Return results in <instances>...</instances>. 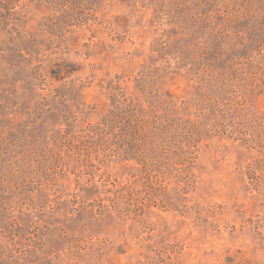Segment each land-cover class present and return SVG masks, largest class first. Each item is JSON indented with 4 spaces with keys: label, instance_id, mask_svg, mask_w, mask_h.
Wrapping results in <instances>:
<instances>
[{
    "label": "rangeland",
    "instance_id": "rangeland-1",
    "mask_svg": "<svg viewBox=\"0 0 264 264\" xmlns=\"http://www.w3.org/2000/svg\"><path fill=\"white\" fill-rule=\"evenodd\" d=\"M12 13L0 264H264V0Z\"/></svg>",
    "mask_w": 264,
    "mask_h": 264
},
{
    "label": "trees",
    "instance_id": "trees-1",
    "mask_svg": "<svg viewBox=\"0 0 264 264\" xmlns=\"http://www.w3.org/2000/svg\"><path fill=\"white\" fill-rule=\"evenodd\" d=\"M20 0H0V17L7 19L11 18L14 14L12 11L15 10L17 3ZM16 19V18H14ZM0 24H4V21H2ZM118 110H121L123 108L117 107ZM127 115H129V118L133 117V114L135 113V109L132 106H128V108L124 111ZM145 120H141L138 118V122H144Z\"/></svg>",
    "mask_w": 264,
    "mask_h": 264
}]
</instances>
